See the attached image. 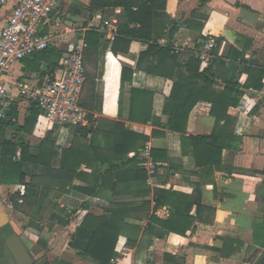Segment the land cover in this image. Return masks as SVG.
<instances>
[{
  "label": "crops",
  "instance_id": "1",
  "mask_svg": "<svg viewBox=\"0 0 264 264\" xmlns=\"http://www.w3.org/2000/svg\"><path fill=\"white\" fill-rule=\"evenodd\" d=\"M18 1L0 0V28L5 26ZM89 1L61 0L58 10L63 18L70 17L78 23L87 20L117 22L113 16L106 17L100 11L90 13L76 6H86ZM119 12L120 9L115 10V13ZM165 14L178 27L171 41L172 50L177 51L176 61L173 53L165 52L151 55L139 65V55L148 50L147 43L132 42L128 53L112 52V42L106 38V32L92 30L103 35L108 47L98 54L89 55L85 62L86 77L79 103L94 121L90 124L91 132L86 140L81 139L74 128L58 126L52 129L41 114L33 120L36 105L27 99L16 98L12 86L15 81L34 85L46 76L52 77L56 71L41 75L32 64H26L27 59L33 60L32 57L13 66L5 77L11 84L10 94L15 100L7 111V119L0 124V136L15 147L17 160L21 156L34 157L46 139L54 140L55 156L49 163L55 171L59 169L62 151L72 148L71 157L74 160L85 156L87 166L83 164L78 169V173L86 175L85 180L74 178L65 187L56 182L49 188L44 208L35 218L39 220L50 209L47 221L55 205H59L64 214L71 212V208L63 206L77 205L78 199L72 195L64 197V189L88 187L93 181L91 175L105 173L107 162L118 155L114 147L125 132L147 139L145 142L139 140L138 150L129 152L126 157L135 158L138 166L146 172V182L141 185L148 188L149 194L138 197L142 186L138 187L135 182L120 183L114 189V182L108 181L98 193L99 198L88 200V210L78 209L70 216V225L66 227L71 230L67 247L82 263L96 264L81 258L79 251L69 246L70 237L88 212L102 215L103 207L112 203L135 205L136 212L126 222L140 228L134 246L127 243L125 236L118 238L115 252L119 258L113 264H259L264 255V77L262 89L243 88L244 95L238 106L227 110L232 120L229 131L239 140L238 149H224L221 165H212L205 172L196 166L192 143L186 145V154L182 153L181 135L169 130L168 116L163 114V110L169 103L177 73L187 75V63L205 41L215 43L217 60L212 67V89L215 92H221L224 81L228 79V74L219 68V63L230 61L228 55L231 48L243 54L247 63L237 62L238 83L242 87L248 79L245 69L251 62L264 66V0H166ZM167 30L162 33L165 35ZM167 43L166 37L157 41V45L163 48ZM206 67L208 63L201 62L193 72L200 73ZM124 69L132 75L122 73ZM210 110L211 105L205 101L193 106L186 122V137L211 135L215 119ZM98 123L103 130L95 132ZM223 125L221 122L220 127ZM114 126L118 137H112L107 132ZM49 132L52 133L48 137ZM80 150L86 155H81ZM149 161L159 165L153 173L142 166ZM113 164L120 165L121 161L116 160ZM126 168L134 169L135 164L120 166L119 170L126 172ZM24 170L42 180L44 167L25 162ZM24 190L22 185H0V229L8 222L12 234L7 238L17 236L38 263L46 260L49 264L56 261L57 264H75L48 257L47 241L42 237L40 227L37 229L27 223L20 229L14 223V217L23 213L15 211L8 199L16 194L21 197ZM155 190L186 195L190 205L186 215L194 222L184 236L169 233L162 238L150 239L142 235L148 219H139L141 213L137 207L141 203L150 204L148 215L153 214L163 221L170 216L168 206L153 209ZM173 199L171 197L170 201ZM198 208L199 211H196ZM22 218H25L24 215Z\"/></svg>",
  "mask_w": 264,
  "mask_h": 264
},
{
  "label": "trees",
  "instance_id": "2",
  "mask_svg": "<svg viewBox=\"0 0 264 264\" xmlns=\"http://www.w3.org/2000/svg\"><path fill=\"white\" fill-rule=\"evenodd\" d=\"M76 6L90 13L100 11L106 17L113 16L117 19L116 35L110 47L112 52L128 53L129 45L132 42L147 43L148 50L139 55V65L149 56L165 52L173 53V58L176 61L177 53L172 50L171 41L178 27L165 14L166 0H90L86 6L80 4H76ZM116 9H120V12L115 13ZM71 13L77 14L78 12L71 11ZM168 27L169 29L167 30ZM164 30H167L165 35L162 33ZM163 37H166L168 42L165 48L157 45L158 39ZM84 41L87 45L83 53L84 63L93 53L98 54L108 47L107 42L103 40V35L92 30L84 33ZM212 54L213 58L208 62V67L200 73H194L193 69L194 67L198 69L201 61L195 56L190 58L185 67L187 75L181 72L177 73L169 103L163 110V114L168 116L167 126L169 130L181 135L182 153L186 154V145L192 143L194 146L192 156L196 166L204 172L209 170L207 168L212 165L216 167L221 165V153L224 149H238L239 140L233 137L232 132L229 131V125L232 120L227 115V110L230 107L236 108L238 106L240 99L244 95L243 88L262 89L264 77V66L251 62L249 67L245 69L248 75L247 82L243 87L239 85L236 72L239 68L237 62L241 64L247 63L244 61L243 54L231 48L228 55L230 61L219 63V68L228 74V79L224 81L223 90L215 92L212 89L214 85L212 67L217 60L215 58V49ZM61 56V51L48 49L35 53L31 57L33 60L41 59L46 65L45 70L35 68V71L41 75H50L57 69ZM125 72L130 76L132 75V72L128 70H122V73ZM199 101H205L211 105L210 115L215 119L214 130L209 136L186 137L188 116L193 106ZM33 114V120L37 118V115H40L37 107ZM7 116L6 113L0 124L7 119ZM86 118L89 122L88 127L74 128L79 137L84 140L91 132L90 124L94 122L87 113ZM221 122L224 124L222 127H220ZM55 127L58 126L54 125L52 129ZM102 130L99 123L95 125V132ZM107 132L112 137H118L115 126ZM51 133L49 132L47 136L49 137ZM121 138L114 147L118 155L107 162L105 173H94V175H91L93 181L88 187L71 186L68 189H64L62 195L64 197L76 196L78 205L77 207L64 205L63 208L72 209L68 214H64V210L60 209L59 205H55L48 219L49 228L54 225L62 228L68 227L70 225V216L74 215L78 209L88 210L90 207L88 200L99 198L98 193L108 181L114 182V189L120 183L135 182L138 187L140 186L141 188L142 186L138 197H145L149 194L148 188L145 185L144 187L141 185L146 182V172L138 166V161L135 158L127 159L126 157L129 152L138 150L137 142L139 140L145 142L147 139L129 132H125ZM86 146L84 148L91 147V145L90 147ZM62 152L63 156L60 159L59 169L55 171L49 163L55 156L54 140L46 139L34 157L25 158L21 156L17 160L15 158V147L11 142L5 140L2 135L0 136V185H22L25 189L21 197L16 194L8 199L15 211L20 213L29 212L31 219L34 220L43 210L49 188L53 184L57 182L60 187H65L74 178L85 180L86 175L78 173L80 166L83 164L87 166L85 156L83 159L74 160L71 157L72 148ZM79 153L86 155L83 150H80ZM116 160L121 161V164L114 165L113 162ZM153 160L156 161L154 156ZM25 162H30L36 167L39 165L44 167L42 180H39L38 175L28 174L24 170ZM133 164H135L134 169L126 168V172L119 170L120 166ZM41 185L42 187L40 188ZM171 197H174L172 201H170ZM152 201L154 210L164 205L168 206L170 208V216L166 221H163L153 214L148 215L147 210L150 204L148 202L141 203L137 207L138 212L141 213L139 219H148V223L142 231L143 236H148L150 239L151 237L162 238L164 234L169 233L184 236L187 231L191 230L194 219L186 215L190 206L187 203L186 195L166 190H155ZM134 208L135 205L132 206L131 204L111 203L107 207H103L102 215H94L88 212L75 229L74 234L71 235L69 246L78 250L79 256L85 260H90L96 264H113L119 258V255L115 252V246L120 236H125L130 246H134L137 243L140 228L126 222V219L136 212ZM196 211H199V208ZM196 213L198 214V212ZM30 225L37 229L39 228L36 224L30 223ZM0 231L4 235L12 234L8 222L1 227ZM54 264H57V261Z\"/></svg>",
  "mask_w": 264,
  "mask_h": 264
},
{
  "label": "built area",
  "instance_id": "3",
  "mask_svg": "<svg viewBox=\"0 0 264 264\" xmlns=\"http://www.w3.org/2000/svg\"><path fill=\"white\" fill-rule=\"evenodd\" d=\"M61 0H19L5 26L0 28V121L6 116L11 102V84L5 80L9 71L24 59L48 49L62 52L52 77L46 76L34 85L15 81L12 86L17 99L32 101L46 123L63 128L88 127L86 112L79 104L86 67L84 33L89 30L105 31L113 41L116 20L78 23L59 12ZM215 43L203 42L194 55L203 63L213 58ZM177 52V51H175ZM143 168L155 172L159 165L151 161ZM23 189V188H22Z\"/></svg>",
  "mask_w": 264,
  "mask_h": 264
},
{
  "label": "rangeland",
  "instance_id": "4",
  "mask_svg": "<svg viewBox=\"0 0 264 264\" xmlns=\"http://www.w3.org/2000/svg\"><path fill=\"white\" fill-rule=\"evenodd\" d=\"M26 64H32L35 68H39V70H45L46 68V65H44L41 59L32 61L30 59H27ZM77 205H74V207H77ZM49 210H47L45 215L39 220L31 219V217L28 216L29 212H25L22 214V216L24 215L25 218H22V216H15L14 223L20 229H23L24 224L26 225L27 223L38 225L41 228L42 237L47 241L46 250L50 259L59 258L64 259L65 261L73 262L75 264H89L84 262L82 263L81 261L77 260V258H75V256L73 255V252L68 249L67 243L71 231L69 228H62L58 225H55L51 230H49V221L46 220ZM72 221L73 226L75 224V219Z\"/></svg>",
  "mask_w": 264,
  "mask_h": 264
},
{
  "label": "water",
  "instance_id": "5",
  "mask_svg": "<svg viewBox=\"0 0 264 264\" xmlns=\"http://www.w3.org/2000/svg\"><path fill=\"white\" fill-rule=\"evenodd\" d=\"M3 253L6 258L13 260L14 264H30V258L17 236H12L5 241ZM259 264H264V255Z\"/></svg>",
  "mask_w": 264,
  "mask_h": 264
},
{
  "label": "flooded vegetation",
  "instance_id": "6",
  "mask_svg": "<svg viewBox=\"0 0 264 264\" xmlns=\"http://www.w3.org/2000/svg\"><path fill=\"white\" fill-rule=\"evenodd\" d=\"M10 235H4L0 231V264H14V261L11 260V259L6 258L4 253H3V245H4L5 241L8 239L7 237L10 236ZM27 254H28L29 258H30V264H49L46 260L43 261L42 263H38V261L35 260L33 257H31V255L28 252H27Z\"/></svg>",
  "mask_w": 264,
  "mask_h": 264
}]
</instances>
